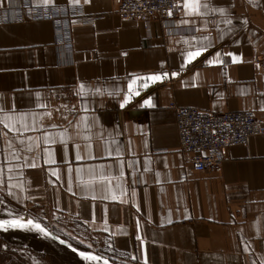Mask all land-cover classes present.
I'll list each match as a JSON object with an SVG mask.
<instances>
[{
  "label": "crops",
  "instance_id": "0c3cea01",
  "mask_svg": "<svg viewBox=\"0 0 264 264\" xmlns=\"http://www.w3.org/2000/svg\"><path fill=\"white\" fill-rule=\"evenodd\" d=\"M33 2L98 18L73 23L72 54L49 21L0 25V218L117 264H264V134L196 171L173 106L264 126V0H185L173 24L123 19L120 0Z\"/></svg>",
  "mask_w": 264,
  "mask_h": 264
},
{
  "label": "built area",
  "instance_id": "2783aa9c",
  "mask_svg": "<svg viewBox=\"0 0 264 264\" xmlns=\"http://www.w3.org/2000/svg\"><path fill=\"white\" fill-rule=\"evenodd\" d=\"M185 0H120L118 15L123 19L145 21L156 18L174 23L180 16ZM98 17L86 13L81 4L38 5L33 0H18L0 7V25L21 22L49 21L55 45L72 54L73 23H91ZM216 18L210 23L216 25ZM173 106L181 152L196 171H219L228 150L248 145L253 135L264 134V126L254 111H203L196 107Z\"/></svg>",
  "mask_w": 264,
  "mask_h": 264
},
{
  "label": "rangeland",
  "instance_id": "374dc122",
  "mask_svg": "<svg viewBox=\"0 0 264 264\" xmlns=\"http://www.w3.org/2000/svg\"><path fill=\"white\" fill-rule=\"evenodd\" d=\"M7 230L6 228H0V231L7 234H3L7 239L4 241L5 246H0V264H104L100 260L90 261L85 259L32 226ZM9 233H14V235L8 237ZM15 234H18V238H23V240H14ZM58 234L60 236L64 235ZM66 238L74 246L82 250H89L83 239L76 236ZM18 245L21 246L20 249L17 248ZM23 248L25 250H22ZM30 248L33 251H30ZM35 257L37 260H35Z\"/></svg>",
  "mask_w": 264,
  "mask_h": 264
},
{
  "label": "water",
  "instance_id": "95a60500",
  "mask_svg": "<svg viewBox=\"0 0 264 264\" xmlns=\"http://www.w3.org/2000/svg\"><path fill=\"white\" fill-rule=\"evenodd\" d=\"M12 220H19L21 223H24V224H27V221L31 220L33 221L34 224H39L41 226V228L44 229L43 233L55 240L56 242L60 243L61 245H64L66 246L68 249H70L71 251L77 253L78 255L82 256L81 253H84L85 255H93V256H97V257H100L99 260L105 262L107 261V264H117V263H114L113 261H111L109 258L103 256V255H100V254H97V253H94L92 251H86V250H82V249H79L77 247H75L74 245H72L70 242H68L66 239H64L63 237H61L60 235L56 234L54 231H52L51 229H49L46 225H44V223H42L41 221H38V220H35L33 218H28V219H1L0 218V221H12ZM28 227V226H27ZM8 228H19V227H8ZM84 257V256H82Z\"/></svg>",
  "mask_w": 264,
  "mask_h": 264
},
{
  "label": "snow or ice",
  "instance_id": "6c2138e0",
  "mask_svg": "<svg viewBox=\"0 0 264 264\" xmlns=\"http://www.w3.org/2000/svg\"><path fill=\"white\" fill-rule=\"evenodd\" d=\"M76 2L78 3L79 0H76ZM85 2H88V0H85ZM185 7H189V4L187 2L185 3ZM193 10L198 11V8H194ZM199 55H201L200 51L191 52L188 54L189 60L191 61L192 59H195ZM149 79L155 81V80L161 79V77L153 76V77H149ZM133 83H135V81H133ZM9 119H11V118L9 117ZM5 127L8 128L10 131H18L14 125L5 124ZM33 166H35V165H33ZM27 226H32L41 232L44 231V229L41 228V226L39 224H34L33 221H31V220L27 221V224L21 223L19 220L0 221V228H7V227H22L23 228V227H27ZM81 255L84 256L85 259L90 260V261L100 259V257L93 256V255H85L84 253H81ZM105 264H107V261H105Z\"/></svg>",
  "mask_w": 264,
  "mask_h": 264
}]
</instances>
